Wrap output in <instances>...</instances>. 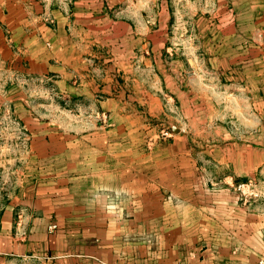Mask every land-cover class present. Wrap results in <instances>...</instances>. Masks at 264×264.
<instances>
[{
	"label": "crops",
	"instance_id": "1",
	"mask_svg": "<svg viewBox=\"0 0 264 264\" xmlns=\"http://www.w3.org/2000/svg\"><path fill=\"white\" fill-rule=\"evenodd\" d=\"M260 2L246 27L216 17L214 41L195 48L170 41L163 8L0 0L3 98L26 134L19 186L0 203V264L264 260ZM32 87L54 103L44 120ZM258 169L261 196H241Z\"/></svg>",
	"mask_w": 264,
	"mask_h": 264
},
{
	"label": "rangeland",
	"instance_id": "2",
	"mask_svg": "<svg viewBox=\"0 0 264 264\" xmlns=\"http://www.w3.org/2000/svg\"><path fill=\"white\" fill-rule=\"evenodd\" d=\"M58 6H62L63 2L70 4L73 0H57ZM261 0H108L111 6V13L120 16H129L134 11H144L148 14L154 11H160L162 8L167 16L170 41L179 47L192 46L200 47L201 45L209 46L214 41L213 36L208 30L215 25L216 17L227 15L231 12L241 13L245 22L240 24L246 27V19L252 12L250 5L254 4L255 12H261ZM161 12V11H160ZM241 71V70H240ZM4 81H0V203L6 200L14 188L18 187L17 178H22L17 170H22L24 165L23 158L26 155V134H24L19 119L15 118L8 106V99H4L5 95L3 85L5 84V75H2ZM30 99V105L35 107L36 116L44 120L47 117L45 111L48 105L54 104L53 101L42 94L41 89H36ZM58 100V99H56ZM246 98L240 97L239 105L246 104ZM256 107L259 99L256 97ZM11 101V100H10ZM54 106V105H52ZM46 112V113H45ZM53 121L58 122V113ZM170 130V125L166 124L163 130ZM210 148V147H209ZM15 171V172H14ZM258 174L247 181H238V183L250 182L252 188L259 193L262 189L261 174ZM16 179V180H15ZM16 183V184H15ZM258 198V197H257ZM256 198V199H257Z\"/></svg>",
	"mask_w": 264,
	"mask_h": 264
},
{
	"label": "built area",
	"instance_id": "3",
	"mask_svg": "<svg viewBox=\"0 0 264 264\" xmlns=\"http://www.w3.org/2000/svg\"><path fill=\"white\" fill-rule=\"evenodd\" d=\"M171 135V132L170 130L166 129V130H163L161 133H160V136L161 137H169ZM254 186L248 182V183H237L235 185V190L243 197H246L248 199H256L257 197H259V193L256 192L255 190H253ZM55 228V225H51L50 226V229H54ZM258 264H264V260H259Z\"/></svg>",
	"mask_w": 264,
	"mask_h": 264
},
{
	"label": "water",
	"instance_id": "4",
	"mask_svg": "<svg viewBox=\"0 0 264 264\" xmlns=\"http://www.w3.org/2000/svg\"><path fill=\"white\" fill-rule=\"evenodd\" d=\"M172 131H173V132H176V130H175V129H172Z\"/></svg>",
	"mask_w": 264,
	"mask_h": 264
}]
</instances>
